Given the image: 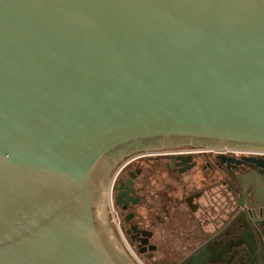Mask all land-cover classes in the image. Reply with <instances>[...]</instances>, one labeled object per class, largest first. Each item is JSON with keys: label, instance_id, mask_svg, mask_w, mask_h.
Wrapping results in <instances>:
<instances>
[{"label": "water", "instance_id": "obj_1", "mask_svg": "<svg viewBox=\"0 0 264 264\" xmlns=\"http://www.w3.org/2000/svg\"><path fill=\"white\" fill-rule=\"evenodd\" d=\"M167 137L264 151V0H0V264H119L94 174ZM248 203L184 264H264Z\"/></svg>", "mask_w": 264, "mask_h": 264}, {"label": "flooded vegetation", "instance_id": "obj_2", "mask_svg": "<svg viewBox=\"0 0 264 264\" xmlns=\"http://www.w3.org/2000/svg\"><path fill=\"white\" fill-rule=\"evenodd\" d=\"M151 141L153 147L128 153L120 160L105 157L94 174L95 221L102 236H111L108 242L103 240L119 264L129 261L120 242L139 262L184 264L196 249L219 241L223 221H232L242 211L237 208L238 201L245 205L254 200L264 202V168L257 164L264 163V151L208 139L167 137ZM180 155H191L190 166L177 164L174 158ZM122 182L130 190L127 203L117 202ZM258 209L255 207L257 214ZM177 219L195 221L196 230L187 226L175 230ZM209 221L213 223L210 231L204 229ZM142 231L149 236L144 253H140ZM159 235L164 241L158 240ZM233 235L231 231L228 236ZM176 246L182 252L191 247L193 251L177 263L160 260L159 252Z\"/></svg>", "mask_w": 264, "mask_h": 264}, {"label": "crops", "instance_id": "obj_3", "mask_svg": "<svg viewBox=\"0 0 264 264\" xmlns=\"http://www.w3.org/2000/svg\"><path fill=\"white\" fill-rule=\"evenodd\" d=\"M202 203H204V202L202 201ZM184 226H187L188 229H190V230H196V228H197L195 221L190 220V219H187L185 221L177 219V220L174 221L175 230H179V228L184 227ZM212 228H213V223L211 221L205 223V225H204V229L205 230L210 231V230H212ZM164 238L165 237H163V235H161V237H160V235L158 236V240L164 241ZM178 249L179 248H177V246H176V247L173 248V250L171 249L170 251L166 252L164 256H161V257L165 261H167L168 263H177L180 260H182L184 255L186 256V255L190 254L193 251V247H191V249L189 251H187V252L185 251L184 253L182 251L178 250ZM178 251L183 253V255L179 256L177 254V253H179Z\"/></svg>", "mask_w": 264, "mask_h": 264}, {"label": "rangeland", "instance_id": "obj_4", "mask_svg": "<svg viewBox=\"0 0 264 264\" xmlns=\"http://www.w3.org/2000/svg\"><path fill=\"white\" fill-rule=\"evenodd\" d=\"M121 245L123 246L124 250H126V253L128 254L131 262L133 264H146V261L143 262H139V260L137 259V257H135L136 255L133 254L131 251H127L126 247L124 246V244L122 242H120ZM179 252V251H178ZM166 252H159L158 257L160 258V260H164L161 256H164ZM177 253V252H176ZM184 253V252H183ZM183 253L179 252L177 253L179 256L183 255ZM137 259V260H136ZM144 260V259H143Z\"/></svg>", "mask_w": 264, "mask_h": 264}]
</instances>
